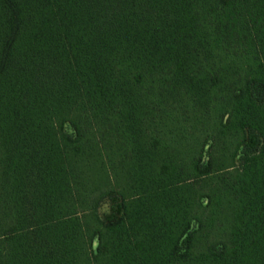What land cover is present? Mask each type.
Segmentation results:
<instances>
[{
	"label": "trees",
	"instance_id": "1",
	"mask_svg": "<svg viewBox=\"0 0 264 264\" xmlns=\"http://www.w3.org/2000/svg\"><path fill=\"white\" fill-rule=\"evenodd\" d=\"M0 264H264V0H0Z\"/></svg>",
	"mask_w": 264,
	"mask_h": 264
},
{
	"label": "rangeland",
	"instance_id": "2",
	"mask_svg": "<svg viewBox=\"0 0 264 264\" xmlns=\"http://www.w3.org/2000/svg\"><path fill=\"white\" fill-rule=\"evenodd\" d=\"M64 129L66 132H70L69 126H65ZM108 211H109V203L104 201L100 205L99 210H98V214H99L100 218L103 219L105 217V215L108 214Z\"/></svg>",
	"mask_w": 264,
	"mask_h": 264
}]
</instances>
